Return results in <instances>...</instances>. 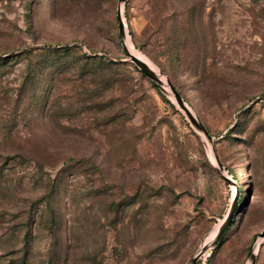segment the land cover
Segmentation results:
<instances>
[{"label": "rangeland", "instance_id": "374dc122", "mask_svg": "<svg viewBox=\"0 0 264 264\" xmlns=\"http://www.w3.org/2000/svg\"><path fill=\"white\" fill-rule=\"evenodd\" d=\"M234 201L194 264L264 229V0H0V264H190Z\"/></svg>", "mask_w": 264, "mask_h": 264}, {"label": "water", "instance_id": "95a60500", "mask_svg": "<svg viewBox=\"0 0 264 264\" xmlns=\"http://www.w3.org/2000/svg\"><path fill=\"white\" fill-rule=\"evenodd\" d=\"M122 2H125L126 0H121ZM117 20H118V28H119V36L122 39V41L124 40V38L126 37L128 30L126 27V24L124 22V18L122 15V9L121 7L118 8V12H117ZM124 44V41H123ZM124 48L127 51L128 55H129V60L134 62L137 67L147 76L149 77L151 80H153L156 84H159L161 87V78L156 74V72L150 68L143 60H141L140 58L136 57L135 55L131 54L127 47L124 44ZM162 74V73H161ZM163 75V74H162ZM166 82H167V86L170 89V91L172 92V94L174 95L177 104L185 111V113L188 115V117L191 119V121L194 123V125L199 128L200 130H202L204 132V134L207 137H210V134L208 133L207 128L205 127V125L200 122L197 117L195 116V114L192 112V110L190 109V107L187 105V103L185 102V100L183 99L182 95L180 94V92L176 89V87L174 86V84L166 77ZM216 160L218 162V164L220 165V161L218 159V157L216 156ZM236 201L233 202L231 209L229 211V213L227 214V216L225 217V219L223 220V222L219 225L211 243L209 246L207 247H201L200 250L196 253V255L191 259L190 264H194L201 256L203 253H205L207 251V249L209 247H213L215 246L218 241L221 239V237L223 236V234L225 233V231L227 230V228L229 227V225L231 224L234 212H235V208H236ZM259 239L260 238H264V229L258 233ZM256 252H252L251 253V263L250 264H256Z\"/></svg>", "mask_w": 264, "mask_h": 264}, {"label": "bare ground", "instance_id": "6f19581e", "mask_svg": "<svg viewBox=\"0 0 264 264\" xmlns=\"http://www.w3.org/2000/svg\"><path fill=\"white\" fill-rule=\"evenodd\" d=\"M123 41H124V44H125V46L127 47L128 51H129L131 54L135 55L136 57L140 58L141 60H144V62H145L150 68H152V69L156 72V74H157V71H158L159 74L161 75V77H163L164 79H166V76L161 74V72L158 70V68H157V67H156V66L150 61V59H149L146 55H144V54H142V53H140V52H138V51L135 50V48H134L133 45H132V42L130 41L129 33H127V35H126V37L124 38ZM156 70H157V71H156ZM216 231H217V228L214 229V230L211 232V237H212V238H211L210 240H208L206 243H204V244L202 245V247H207V246L210 245V243H211V241H212V239H213V237H214ZM263 239H264V238H260V239H258V241L256 242V244H255V252L257 251V249H258V247H259V244H260V242H262ZM260 240H261V241H260ZM250 260H251V259H250Z\"/></svg>", "mask_w": 264, "mask_h": 264}, {"label": "trees", "instance_id": "16d2710c", "mask_svg": "<svg viewBox=\"0 0 264 264\" xmlns=\"http://www.w3.org/2000/svg\"><path fill=\"white\" fill-rule=\"evenodd\" d=\"M188 7L190 8L189 5H188ZM65 49H69V47L68 46H65ZM124 51L127 52L125 49H124ZM11 55H13V54H11ZM153 84H154L155 87L158 88V85H156L155 83H153ZM26 240H27V237L25 238V241ZM220 243H221V239L218 241V243L216 244V246H218ZM26 251H24V253H23V264H26L27 263V259H28L27 254H25ZM51 253H52V256L57 257V261L59 259L61 260V255H62L63 252H62L61 249L58 250V248H56V245L52 246V248L50 249V255H51ZM53 261H54V259L52 260V262L50 264H53Z\"/></svg>", "mask_w": 264, "mask_h": 264}]
</instances>
